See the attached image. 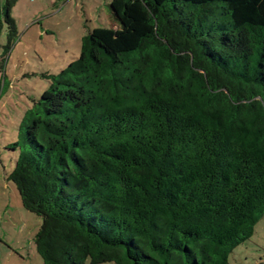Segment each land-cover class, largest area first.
I'll return each mask as SVG.
<instances>
[{"label":"trees","instance_id":"1","mask_svg":"<svg viewBox=\"0 0 264 264\" xmlns=\"http://www.w3.org/2000/svg\"><path fill=\"white\" fill-rule=\"evenodd\" d=\"M109 8L12 145L41 264H228L264 215V0Z\"/></svg>","mask_w":264,"mask_h":264},{"label":"rangeland","instance_id":"2","mask_svg":"<svg viewBox=\"0 0 264 264\" xmlns=\"http://www.w3.org/2000/svg\"><path fill=\"white\" fill-rule=\"evenodd\" d=\"M9 4L16 37L8 44V25L0 33V264H41L34 237L41 218L25 210L9 179L18 159V125L33 100L56 73L80 54L88 30L117 27L112 0H0ZM84 264H90L89 259ZM102 264H113L106 262ZM228 264H264V215L251 237L237 245Z\"/></svg>","mask_w":264,"mask_h":264}]
</instances>
